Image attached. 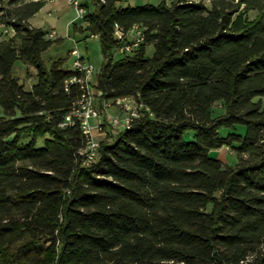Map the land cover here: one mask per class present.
Listing matches in <instances>:
<instances>
[{"label": "trees", "instance_id": "obj_1", "mask_svg": "<svg viewBox=\"0 0 264 264\" xmlns=\"http://www.w3.org/2000/svg\"><path fill=\"white\" fill-rule=\"evenodd\" d=\"M119 1L84 18L104 54L95 87L145 110L85 165L80 126L62 127L75 72L45 62L54 41L30 25L45 3L0 0L16 31L0 42V264H264V0ZM116 25L145 28L119 59ZM19 61L37 69L31 91ZM224 147L235 166L211 156Z\"/></svg>", "mask_w": 264, "mask_h": 264}, {"label": "rangeland", "instance_id": "obj_2", "mask_svg": "<svg viewBox=\"0 0 264 264\" xmlns=\"http://www.w3.org/2000/svg\"><path fill=\"white\" fill-rule=\"evenodd\" d=\"M14 1L12 5H8ZM42 1L45 3V6L30 19V25L33 28H40L46 32L55 31L57 36L53 39L54 43L51 48H49L44 54L43 58L48 65L58 59H65L66 66L73 68L74 62L77 60V56H73L72 52L76 49L79 50L80 55L84 60L94 66L95 74L93 78L89 81L90 85L95 86L96 75L99 73L103 63H104V54L101 41L99 37L92 36L89 31H86L88 23L85 22L83 18L80 17L78 10L71 5L68 0H5L4 8H16L23 4L30 2ZM163 0H120L119 5L122 7H136L142 6L145 4L158 5ZM167 3H172L175 0H166ZM194 2H204L207 5H210V0H189ZM82 7L86 9V12L93 11L92 0H82ZM6 14V11L0 13ZM259 11H250L248 17L253 20L259 17ZM6 25V24H5ZM78 25V29L76 27ZM3 26V25H2ZM0 26V42L8 40L9 38L16 35L14 29L10 26H7L8 29L4 31V27ZM83 29V31H82ZM132 33V32H131ZM133 33L130 36H127L118 51L116 52L115 58L119 59L123 56L121 48L133 40ZM156 49L154 44L147 46L146 55L149 58H153L155 55ZM14 75L17 77L21 84L25 85L26 89L31 91L34 85L37 83V69L34 66L28 65L22 61L17 62L14 67ZM132 100V99H130ZM108 104H113L111 108L106 110L105 117L103 121V130L97 132V138L99 141H107L113 139L124 129L121 126H113L110 124V121L116 117L124 118L126 116V110L116 104V101H108ZM127 102V101H126ZM131 102V101H130ZM130 102H127L130 104ZM230 131L224 129L222 134L227 136ZM239 133L245 135L246 128L240 127ZM43 145V141L39 143ZM85 156V155H84ZM211 156L217 159L222 160L226 165L235 166L238 162L237 153L231 147H224L219 150H213Z\"/></svg>", "mask_w": 264, "mask_h": 264}, {"label": "built area", "instance_id": "obj_3", "mask_svg": "<svg viewBox=\"0 0 264 264\" xmlns=\"http://www.w3.org/2000/svg\"><path fill=\"white\" fill-rule=\"evenodd\" d=\"M79 12L81 18H85L87 12L82 7V0H75L70 3ZM4 31L8 29L6 25H3ZM115 37L117 40L123 42L127 36L133 33V40L125 44L121 51L124 53L133 52L139 48L145 41V28L133 27L129 33L123 32L119 25L115 27ZM132 32V33H131ZM57 36L55 31L48 34V39L53 40ZM99 37L93 35V37ZM73 56H77V60L74 62L72 70L75 75L66 82L65 89L67 92L71 90L73 86H77L81 91L79 98V108H72L67 114L65 122L62 127L79 125L86 139V148L88 149V156H83L85 165H90L98 159L99 150L101 148V141L97 138V132L103 130V121L106 110L111 108L113 104H108L107 99H104V93L92 85H84L85 77H92L95 74V68L91 64L87 63L80 55L78 49L72 52ZM116 104L126 110V116L124 118L116 117L110 121L113 126H121L123 129L126 125H131L132 122L141 117L145 106H143L136 98H132L130 104L121 103V99L116 100Z\"/></svg>", "mask_w": 264, "mask_h": 264}, {"label": "bare ground", "instance_id": "obj_4", "mask_svg": "<svg viewBox=\"0 0 264 264\" xmlns=\"http://www.w3.org/2000/svg\"><path fill=\"white\" fill-rule=\"evenodd\" d=\"M69 2H74L75 0H68ZM12 29H14L15 30V28L13 27V25L12 26H10ZM134 27H136V28H143L142 26H140V25H136V26H134ZM16 32V31H15ZM92 79V77H85L84 78V85H90V83H89V81ZM130 99H132V98H125V99H121V103H123V104H128L127 102H130V101H132V100H130ZM108 101V100H107ZM127 101V102H126ZM109 103V102H108ZM77 108H79V103H78V106H77ZM129 127V125H126L125 126V128H124V130H126L127 128ZM123 130V131H124ZM82 153L85 155V156H88V149L87 148H85L83 151H82Z\"/></svg>", "mask_w": 264, "mask_h": 264}]
</instances>
